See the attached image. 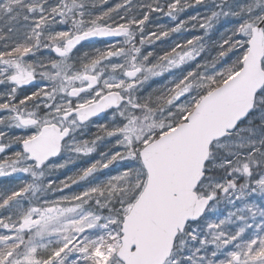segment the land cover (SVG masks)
Instances as JSON below:
<instances>
[{
  "label": "snow or ice",
  "instance_id": "snow-or-ice-1",
  "mask_svg": "<svg viewBox=\"0 0 264 264\" xmlns=\"http://www.w3.org/2000/svg\"><path fill=\"white\" fill-rule=\"evenodd\" d=\"M0 177V264H264V0H0Z\"/></svg>",
  "mask_w": 264,
  "mask_h": 264
},
{
  "label": "trees",
  "instance_id": "trees-1",
  "mask_svg": "<svg viewBox=\"0 0 264 264\" xmlns=\"http://www.w3.org/2000/svg\"><path fill=\"white\" fill-rule=\"evenodd\" d=\"M115 2H117V0H110V3H115ZM160 22H161V23H168V20H167V18H163ZM216 38H218V34H215V35L213 36V39H216ZM173 39H174V37H173ZM97 46H99V45H97ZM89 47H91V46H90V45H85V50H88ZM157 84H159V83H157ZM157 84H153L152 87H154V86L157 85ZM16 181L19 183V181H18L17 179H16ZM11 183H12V184H11ZM6 184L14 185V182H10V183H8L7 181H4V182L1 184V186H7Z\"/></svg>",
  "mask_w": 264,
  "mask_h": 264
},
{
  "label": "rangeland",
  "instance_id": "rangeland-1",
  "mask_svg": "<svg viewBox=\"0 0 264 264\" xmlns=\"http://www.w3.org/2000/svg\"><path fill=\"white\" fill-rule=\"evenodd\" d=\"M90 48V47H89ZM159 86V84H157V85H155L154 87H158ZM72 171H75V168H74V170H72ZM60 178H63L62 176L60 177ZM0 179H1V181H0V186H1V184L5 181V180H8L9 179V177H0ZM14 179V178H13ZM16 179V178H15ZM14 181V180H13ZM7 186H11V185H9V184H6Z\"/></svg>",
  "mask_w": 264,
  "mask_h": 264
},
{
  "label": "flooded vegetation",
  "instance_id": "flooded-vegetation-1",
  "mask_svg": "<svg viewBox=\"0 0 264 264\" xmlns=\"http://www.w3.org/2000/svg\"><path fill=\"white\" fill-rule=\"evenodd\" d=\"M86 45H87V44H86ZM72 170H74V168H73ZM13 178L15 179V177H9V179L7 180V182H8V183L12 182V181L14 180ZM0 181H1V179H0ZM11 184H12V183H11Z\"/></svg>",
  "mask_w": 264,
  "mask_h": 264
},
{
  "label": "bare ground",
  "instance_id": "bare-ground-1",
  "mask_svg": "<svg viewBox=\"0 0 264 264\" xmlns=\"http://www.w3.org/2000/svg\"><path fill=\"white\" fill-rule=\"evenodd\" d=\"M13 182H14V184L18 183L16 180H14Z\"/></svg>",
  "mask_w": 264,
  "mask_h": 264
}]
</instances>
